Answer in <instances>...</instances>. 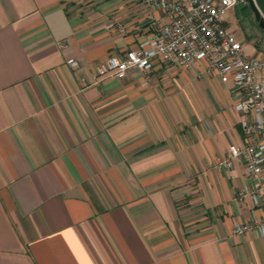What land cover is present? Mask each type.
I'll return each mask as SVG.
<instances>
[{"label": "crops", "instance_id": "1", "mask_svg": "<svg viewBox=\"0 0 264 264\" xmlns=\"http://www.w3.org/2000/svg\"><path fill=\"white\" fill-rule=\"evenodd\" d=\"M152 17L139 0H0V264H264V236L231 234L261 214L236 198L243 166H217L240 139L228 85L202 62L97 73Z\"/></svg>", "mask_w": 264, "mask_h": 264}, {"label": "built area", "instance_id": "2", "mask_svg": "<svg viewBox=\"0 0 264 264\" xmlns=\"http://www.w3.org/2000/svg\"><path fill=\"white\" fill-rule=\"evenodd\" d=\"M162 13L152 17L150 34L124 57L109 56L97 73L122 79L138 69L148 78L155 60L188 68L203 63L197 75H217L228 85L233 108L239 113L240 139L228 145L218 168L235 176V163L244 169L247 183L236 192L240 201L249 197L253 210L247 221L236 223L232 235L264 236V60L247 56L243 45L226 30L222 16L243 0H139ZM245 1V0H244ZM67 63L76 66L77 61Z\"/></svg>", "mask_w": 264, "mask_h": 264}, {"label": "rangeland", "instance_id": "3", "mask_svg": "<svg viewBox=\"0 0 264 264\" xmlns=\"http://www.w3.org/2000/svg\"><path fill=\"white\" fill-rule=\"evenodd\" d=\"M224 26L227 31H241L245 34L247 39L253 40L254 42L258 41L261 43V48H264V31L257 27V23L254 20V16L251 13L247 3L243 0L238 2V4L228 10L223 16ZM179 98H181L179 96ZM184 98H181V101L184 102ZM185 103V102H184ZM179 114H193L196 112H191L190 107L186 104L180 105L178 107Z\"/></svg>", "mask_w": 264, "mask_h": 264}, {"label": "water", "instance_id": "4", "mask_svg": "<svg viewBox=\"0 0 264 264\" xmlns=\"http://www.w3.org/2000/svg\"><path fill=\"white\" fill-rule=\"evenodd\" d=\"M245 2L254 16L257 27L264 31V0H245Z\"/></svg>", "mask_w": 264, "mask_h": 264}]
</instances>
